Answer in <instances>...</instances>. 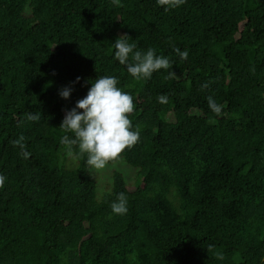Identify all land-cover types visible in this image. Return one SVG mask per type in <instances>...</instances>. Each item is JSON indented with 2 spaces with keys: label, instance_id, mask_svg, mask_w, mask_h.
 Wrapping results in <instances>:
<instances>
[{
  "label": "trees",
  "instance_id": "16d2710c",
  "mask_svg": "<svg viewBox=\"0 0 264 264\" xmlns=\"http://www.w3.org/2000/svg\"><path fill=\"white\" fill-rule=\"evenodd\" d=\"M120 5L0 0V264H264V0ZM124 34L173 69L133 78ZM102 76L133 97L140 138L96 170L60 125Z\"/></svg>",
  "mask_w": 264,
  "mask_h": 264
},
{
  "label": "clouds",
  "instance_id": "9594fccd",
  "mask_svg": "<svg viewBox=\"0 0 264 264\" xmlns=\"http://www.w3.org/2000/svg\"><path fill=\"white\" fill-rule=\"evenodd\" d=\"M186 0H157L159 6L165 10L180 7ZM116 6L120 0H112ZM127 34L118 37L113 43L114 58L121 64L126 65L127 72L136 80L150 79L154 72L161 69H173V63L168 57L157 55L155 49L148 48L141 51L135 42L129 43ZM174 53L181 60L188 58V51H181L178 47L173 49ZM176 76L174 71H169L165 79ZM80 78L77 77L79 82ZM91 87L87 95L78 100L74 108L66 111L60 128L66 133L60 139L64 145L66 154L73 157L78 149V154H87L86 163L89 168L101 170L109 162L118 160L122 153L132 148L139 141L140 134L137 127L133 130V122L129 118L135 109L133 97L119 88L118 80L113 76L97 77L90 81ZM209 85L205 83L202 88ZM72 89L64 88L59 95L68 99ZM209 108L217 116L221 115L222 109L214 99L207 97ZM158 102L166 104L168 97L161 94ZM27 119L39 121V113H28ZM71 135H68V134ZM24 137L21 135L17 140L12 141L14 146L21 148V154L28 158L30 153L25 150ZM5 176L0 175V188L4 186ZM112 212L117 215L126 214L127 197L124 193L117 194L116 200L111 204ZM222 258V257H221Z\"/></svg>",
  "mask_w": 264,
  "mask_h": 264
}]
</instances>
